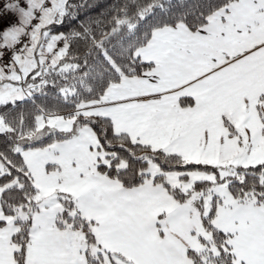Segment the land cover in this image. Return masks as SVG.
Instances as JSON below:
<instances>
[{"label": "snow or ice", "instance_id": "snow-or-ice-1", "mask_svg": "<svg viewBox=\"0 0 264 264\" xmlns=\"http://www.w3.org/2000/svg\"><path fill=\"white\" fill-rule=\"evenodd\" d=\"M25 3L0 264H264V0Z\"/></svg>", "mask_w": 264, "mask_h": 264}, {"label": "built area", "instance_id": "built-area-1", "mask_svg": "<svg viewBox=\"0 0 264 264\" xmlns=\"http://www.w3.org/2000/svg\"><path fill=\"white\" fill-rule=\"evenodd\" d=\"M13 0H8V3H12ZM20 6L27 9V4L25 0H19ZM20 19V14L17 9H4V0H0V33H2L5 28L12 24H18Z\"/></svg>", "mask_w": 264, "mask_h": 264}, {"label": "trees", "instance_id": "trees-1", "mask_svg": "<svg viewBox=\"0 0 264 264\" xmlns=\"http://www.w3.org/2000/svg\"><path fill=\"white\" fill-rule=\"evenodd\" d=\"M101 2L102 3H104V2H106V0H101ZM102 10V8H96V9H93V10H91L89 13H88V15H96L99 11H101ZM83 15H85L84 13H82L81 14V16H83Z\"/></svg>", "mask_w": 264, "mask_h": 264}]
</instances>
